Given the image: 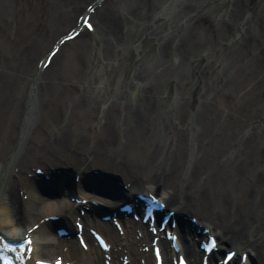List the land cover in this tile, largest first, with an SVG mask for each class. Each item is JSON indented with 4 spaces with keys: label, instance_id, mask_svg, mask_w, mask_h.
I'll return each instance as SVG.
<instances>
[{
    "label": "bare ground",
    "instance_id": "6f19581e",
    "mask_svg": "<svg viewBox=\"0 0 264 264\" xmlns=\"http://www.w3.org/2000/svg\"><path fill=\"white\" fill-rule=\"evenodd\" d=\"M250 1L90 0L92 29L76 13L45 69L0 68V238L31 240L25 264H104L105 238L113 264H157L155 246L163 264L232 249L229 264H264V0Z\"/></svg>",
    "mask_w": 264,
    "mask_h": 264
},
{
    "label": "rangeland",
    "instance_id": "374dc122",
    "mask_svg": "<svg viewBox=\"0 0 264 264\" xmlns=\"http://www.w3.org/2000/svg\"><path fill=\"white\" fill-rule=\"evenodd\" d=\"M89 1L90 0H0V68L8 63H16V61L17 63L29 62L34 65H36V63L38 64L39 61H41L39 60L37 62L39 56L43 54H46V56L48 55L47 53L51 50V43L54 38L61 35L74 24V16L79 13H82V15L86 14L85 10L87 8L85 9V7L91 5L88 3ZM78 2L80 3L79 8L77 7L78 4H76ZM250 2L252 5L251 7L254 8L255 5L254 3L252 4V0ZM195 9H197V7L191 9L193 16L195 15L197 18L203 16V11L198 12ZM210 9H212L214 13L218 11L216 6L208 8L207 10L210 12ZM93 13L89 21L94 23L95 18ZM68 17H70V21L67 22L69 24H64L65 21L69 20ZM205 20L198 21L202 22V25L206 26L208 29L210 26H214L212 20L209 18ZM209 36L214 38V42L216 41L215 34H210ZM259 38H262L260 33L251 35V39L253 40L256 39L258 41ZM251 42L253 43L255 41ZM261 42L263 41L260 40V43ZM66 50L67 49L61 51L60 56L64 54L67 55L68 53H66ZM153 50L147 54V60L152 59L153 53L155 54ZM253 53L257 55V58L264 60V44L259 48L258 52L256 50V52L253 51ZM92 54H89V56H92L90 61L94 59L95 54ZM19 56L24 59L18 61L17 58ZM85 58L86 56L83 57V60ZM74 60L79 61L78 58ZM38 66L40 67L39 64ZM100 69L102 68L96 69V66H94L93 71H100ZM121 73L119 72L115 79L118 80L119 74ZM28 92H31V90ZM50 259L53 258L51 257Z\"/></svg>",
    "mask_w": 264,
    "mask_h": 264
},
{
    "label": "snow or ice",
    "instance_id": "6c2138e0",
    "mask_svg": "<svg viewBox=\"0 0 264 264\" xmlns=\"http://www.w3.org/2000/svg\"><path fill=\"white\" fill-rule=\"evenodd\" d=\"M8 247L11 248L12 246L11 245H8ZM20 247L23 248V245H21ZM5 264H11V262L10 261H5ZM57 264H59V262H57Z\"/></svg>",
    "mask_w": 264,
    "mask_h": 264
}]
</instances>
